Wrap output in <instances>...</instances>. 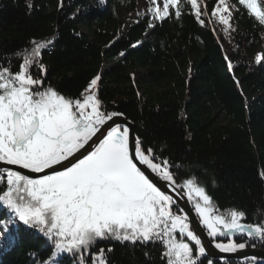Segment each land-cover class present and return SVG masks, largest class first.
<instances>
[{"label": "trees", "instance_id": "trees-1", "mask_svg": "<svg viewBox=\"0 0 264 264\" xmlns=\"http://www.w3.org/2000/svg\"><path fill=\"white\" fill-rule=\"evenodd\" d=\"M197 4L206 13L200 17L203 26L187 0H179L180 18L170 7L171 19L140 15L125 26L117 11L135 12L137 0H0V65L11 62L17 71V53L32 41H52L42 50L45 86L81 98L99 75L96 91L102 109L123 113L135 138L155 151L157 162L170 161L178 183L194 178L221 213L237 209L246 214L242 222L257 223L264 219V57L260 64L255 57L264 25L239 0H227L234 47L224 55L210 25L217 0ZM150 21L154 27H148ZM9 219L0 205V229ZM9 227L12 237L0 241V264L49 261L52 245L41 233L22 223ZM252 243L264 251V243L250 241L247 247ZM101 247L113 249L107 253L108 264H166L160 244L97 241L91 251ZM57 260L73 264L67 254ZM208 260L264 264L200 257L202 264Z\"/></svg>", "mask_w": 264, "mask_h": 264}, {"label": "snow or ice", "instance_id": "snow-or-ice-1", "mask_svg": "<svg viewBox=\"0 0 264 264\" xmlns=\"http://www.w3.org/2000/svg\"><path fill=\"white\" fill-rule=\"evenodd\" d=\"M148 3L151 6L146 12L137 15L163 21L172 18L171 7L175 17H181L179 0H163L162 10L157 0ZM187 3L203 26L200 17L206 13L198 8L197 0ZM239 4L264 25V4L258 6L257 0H239ZM217 5L211 15L219 17L227 35L231 10L227 0H217ZM32 6L29 3L28 7ZM148 27L154 24L150 21ZM52 43L32 41L29 49L16 54L20 58L17 71L12 70L11 62L0 65V205L10 214L0 237L10 233L9 225L17 220L36 229L52 245L49 261L43 264H59L57 258L63 254L72 257L73 264H88L86 257L90 264H108L107 253L113 249L101 247L92 252L97 241L160 244L166 264H202L200 257L206 255V247L201 237L189 217L179 214V207L173 208L177 203L173 196L162 191L139 166L145 165L167 182L170 191L183 190L199 224L220 252L245 249L250 241L264 243V219L246 223L242 222L243 211L221 213L194 178L178 183L168 159L157 162L151 147L145 149L139 138L131 141L130 128L114 120L123 113L102 109L96 91L99 75L81 92V98L66 97L53 86H45L48 70L42 50ZM255 61L260 64L261 55ZM228 69L232 70L230 62ZM108 121L113 124L105 127ZM93 137L97 139L93 141ZM90 141L95 147L85 149ZM234 236L240 237V242ZM220 237L227 242H221ZM248 259L255 261V257Z\"/></svg>", "mask_w": 264, "mask_h": 264}, {"label": "water", "instance_id": "water-1", "mask_svg": "<svg viewBox=\"0 0 264 264\" xmlns=\"http://www.w3.org/2000/svg\"><path fill=\"white\" fill-rule=\"evenodd\" d=\"M116 124H120L121 126L129 127L131 130L130 139L131 141H135L136 138L133 133V125L126 121L125 118L122 117H116L114 118ZM112 121H108L105 127H108L109 125H112ZM99 135V134H98ZM97 138L93 137V141H95ZM95 144L90 141L89 145L85 146V149L91 150V148H94ZM85 149H81V153L85 152ZM76 155H80V153H77ZM138 163V162H137ZM141 169L145 172L146 175H148L154 183L157 184L158 187L164 192H166L169 195L173 196V199L177 202L175 206L176 208L179 207L181 209V213L183 215H187L189 217V220L191 221V227H193L196 231V233L201 237L203 244L206 247V258L209 259H217V260H243L249 257H255V260L258 261H264V251L261 249L246 247L242 250H237L233 253H222L218 249H216L210 240V238L207 236L205 229L199 224L196 214L194 213L192 207L190 206V203L185 195L182 194L180 190H176L175 192L170 191L168 187H166L167 182L160 180L155 174H153L145 165H139ZM24 174H27L29 176H35L36 174L29 173L27 170L19 169Z\"/></svg>", "mask_w": 264, "mask_h": 264}, {"label": "rangeland", "instance_id": "rangeland-1", "mask_svg": "<svg viewBox=\"0 0 264 264\" xmlns=\"http://www.w3.org/2000/svg\"><path fill=\"white\" fill-rule=\"evenodd\" d=\"M137 1H138V7H137L135 12L129 13V12L122 10V9H118V11H117L118 17L124 22L125 26L129 25L132 20H134L140 16V15H137V13H145L147 8L151 6V5H149L148 0H137ZM199 1L201 3H205L207 0H199ZM157 6L162 10L163 0H157ZM221 15H226V14L221 13ZM211 26H212L213 32H214V34L218 40L219 46L223 51V54L226 55L227 52L234 47V43H233V40L230 36V33L228 32V34L224 38L220 35L221 32H223L222 30H224V26L219 24V17H216L214 19V21L211 22ZM257 55H261L262 58L264 57V39H263V43L258 47V49L256 51V56ZM186 198H187V196H186ZM190 205L193 207V205L191 203H190ZM179 214L183 215L182 213H179ZM20 224H21V222H19L17 220L15 222V224H13V227L18 226ZM175 235L177 236V238H179L178 232L175 233ZM10 237H12V230L10 233H5L2 237H0V241L5 242ZM222 238L224 239L223 241H222ZM222 238L221 237L219 238V239H221L220 241L226 243L227 240L224 237H222ZM234 239H240V237L234 236ZM185 242L190 243V245L192 246L191 242L187 241L186 239H185Z\"/></svg>", "mask_w": 264, "mask_h": 264}, {"label": "flooded vegetation", "instance_id": "flooded-vegetation-1", "mask_svg": "<svg viewBox=\"0 0 264 264\" xmlns=\"http://www.w3.org/2000/svg\"><path fill=\"white\" fill-rule=\"evenodd\" d=\"M175 207V206H174ZM246 239V238H245ZM250 243V242H249Z\"/></svg>", "mask_w": 264, "mask_h": 264}]
</instances>
